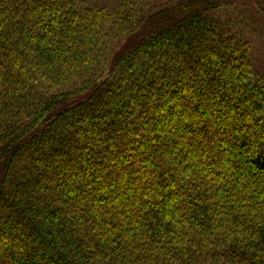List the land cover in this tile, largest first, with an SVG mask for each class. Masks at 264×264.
Listing matches in <instances>:
<instances>
[{
    "label": "trees",
    "instance_id": "16d2710c",
    "mask_svg": "<svg viewBox=\"0 0 264 264\" xmlns=\"http://www.w3.org/2000/svg\"><path fill=\"white\" fill-rule=\"evenodd\" d=\"M219 8L0 0V264H264V71Z\"/></svg>",
    "mask_w": 264,
    "mask_h": 264
},
{
    "label": "rangeland",
    "instance_id": "374dc122",
    "mask_svg": "<svg viewBox=\"0 0 264 264\" xmlns=\"http://www.w3.org/2000/svg\"><path fill=\"white\" fill-rule=\"evenodd\" d=\"M85 4L109 6L121 0H81ZM171 0H133L154 8ZM222 8L214 16L250 48L254 68L264 71V0H221Z\"/></svg>",
    "mask_w": 264,
    "mask_h": 264
}]
</instances>
